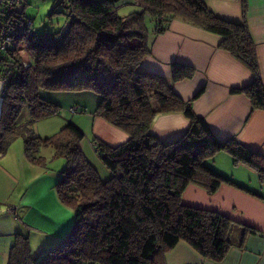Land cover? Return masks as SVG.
Segmentation results:
<instances>
[{
  "label": "trees",
  "instance_id": "16d2710c",
  "mask_svg": "<svg viewBox=\"0 0 264 264\" xmlns=\"http://www.w3.org/2000/svg\"><path fill=\"white\" fill-rule=\"evenodd\" d=\"M126 1L59 0L57 5L65 8L63 27L36 32L24 15L25 0H0V38L10 43L0 50V158L18 138L34 164L46 163L40 149L50 147L54 157L65 160L56 193L74 214L67 233L41 253L32 252L28 235L15 233L7 264H166V254L180 241L202 259L220 264L232 249L243 250L248 237L264 236L251 223L187 204L182 197L188 185L212 196L223 184L264 201V193L211 165L224 151L234 166L252 169L264 183V153L235 137L217 138L206 119L195 114L192 101L205 85L188 100L174 91L175 83L194 77L193 66L172 61L169 79L141 69L151 53L147 21L160 35L173 20H183L218 34L219 47L251 70L252 81L230 92L247 96L251 111H264L245 0L239 22L219 17L206 0H129L139 10L121 16L118 6ZM58 92L96 96L89 114L127 134L116 146L92 139L107 179L87 159L81 147L84 133L71 120L48 137L35 131L38 120L60 113ZM73 106L71 113L87 112ZM23 109L28 118L21 121ZM165 113H181L188 121L170 141L151 131L154 117Z\"/></svg>",
  "mask_w": 264,
  "mask_h": 264
},
{
  "label": "crops",
  "instance_id": "0c3cea01",
  "mask_svg": "<svg viewBox=\"0 0 264 264\" xmlns=\"http://www.w3.org/2000/svg\"><path fill=\"white\" fill-rule=\"evenodd\" d=\"M245 2V20L254 42L259 76L264 84V0ZM124 4H131L136 8L134 10H139L138 6L129 0L122 3ZM206 4L221 18L239 22L243 17L242 0H206ZM147 27L150 32L151 53L142 61L141 69L169 79L172 61L193 66L196 70L194 77L175 83L174 91L184 100H188L205 85L200 96L192 101L195 114L206 119L217 138L224 140L235 137L246 147L264 153V111H251L247 96L230 92L232 87H242L250 83L253 74L244 63L219 47L221 37L179 19L173 20L169 29L160 35L154 34V23L151 20L147 21ZM1 88L0 81V96ZM89 97L94 99L92 95ZM87 117L91 120L94 138L110 146L119 145L127 140V134L103 119L90 114ZM187 126L188 121L181 113L157 114L151 131L160 139L170 141L179 137ZM213 165L221 173L232 172L229 176L233 175L236 181L239 179L237 182L253 189L247 185L249 179L246 178L250 172L252 174L251 169L241 164L234 166L231 157L224 151L215 155ZM262 187L260 186V189ZM9 192L8 182L0 179V264H7L9 247L15 233L26 235L29 233L24 229L20 221L21 216L15 210L9 208V213H2L5 206H10ZM260 193H264V190ZM182 197L187 204L218 209L232 218L251 223L264 231V201L231 186L222 184L214 195L209 196L201 188L188 185ZM207 197L208 199H205ZM73 220L74 214L60 230L50 234V237L43 240L38 247L37 238L30 240L32 247H36L34 251L41 253L53 241L63 237L71 228ZM166 255L167 260L171 261V263L166 261V264H183L176 254ZM200 262L201 259L196 257L193 262L186 261L184 264H202ZM220 264H264V236L248 237L243 250L232 249L226 260Z\"/></svg>",
  "mask_w": 264,
  "mask_h": 264
},
{
  "label": "rangeland",
  "instance_id": "374dc122",
  "mask_svg": "<svg viewBox=\"0 0 264 264\" xmlns=\"http://www.w3.org/2000/svg\"><path fill=\"white\" fill-rule=\"evenodd\" d=\"M58 1L59 0H25L26 7L24 9V15L31 21L32 31L39 32L46 29L55 31L63 27L66 22L65 8L62 4L57 5ZM55 4L57 5L55 13L49 16L51 7ZM134 9L136 8L131 4H121L118 6V13L123 16L132 12ZM58 95H60V97H58L56 103L61 107L60 113L38 120L34 126L35 131L41 137H48L56 133L68 122V120H71L78 125L84 133L81 147L87 159L97 169L101 178L107 179L109 173L103 166L91 144L94 133L91 127V120L87 117L89 115L88 110L96 106V96H93L94 99L92 100L89 96L82 98L84 94L76 92H58ZM71 105H74V108L76 106L81 108L87 106V112L77 111L71 113L69 111ZM27 118V110L23 109L19 120L23 121ZM40 154L45 158L46 163H32L24 154L22 139L18 138L11 143L7 152L0 158V179H4L8 182V190H10L8 196L11 201L10 206H5L2 213H9V208H11V210H15L17 214L21 216L20 221L24 225V229L29 232V244L34 253H36V251H34L36 247L34 245V247H32L30 240L33 241L37 238L38 247L43 240L50 237V234L56 230H60V228L71 219L73 214L72 209L63 204L56 193L57 179L62 168L65 166V160L62 157H54L53 150L50 147L41 148ZM211 165L215 170L219 171L213 165V162ZM251 171L252 174L250 172L246 177L249 179V183H246L249 187L253 188L252 190L261 192L264 190V187H262L264 183L260 182L255 171L252 169ZM222 173L226 175L232 174V172ZM237 181H239V179H237ZM260 186L262 187L261 189ZM205 199H208V197ZM168 253L176 254L183 264L186 263V261L193 262L196 257L201 259L200 263L202 264H215L210 260L202 259L183 241H180L173 249L168 251ZM166 261L171 263L170 260H167V255Z\"/></svg>",
  "mask_w": 264,
  "mask_h": 264
},
{
  "label": "built area",
  "instance_id": "2783aa9c",
  "mask_svg": "<svg viewBox=\"0 0 264 264\" xmlns=\"http://www.w3.org/2000/svg\"><path fill=\"white\" fill-rule=\"evenodd\" d=\"M9 44H10V43H9L8 40L1 39V38H0V50H2V49L5 48V47H8ZM71 112H74V110H71Z\"/></svg>",
  "mask_w": 264,
  "mask_h": 264
}]
</instances>
